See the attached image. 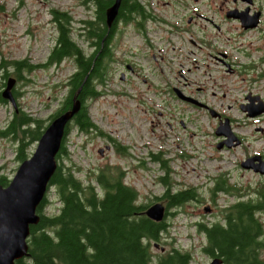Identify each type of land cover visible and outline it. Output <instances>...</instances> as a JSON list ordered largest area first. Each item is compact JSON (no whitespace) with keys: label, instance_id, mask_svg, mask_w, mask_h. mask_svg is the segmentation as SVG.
Wrapping results in <instances>:
<instances>
[{"label":"rangeland","instance_id":"1","mask_svg":"<svg viewBox=\"0 0 264 264\" xmlns=\"http://www.w3.org/2000/svg\"><path fill=\"white\" fill-rule=\"evenodd\" d=\"M193 1L196 11L181 10V2ZM140 2L157 19L168 21L166 18L175 14L179 20L169 19L176 21L173 33H165L161 24L145 22V36L150 38L151 46L143 54L145 45L134 27L135 18L117 23L111 43L113 59L103 80L95 85L101 94L87 100L92 122L110 138L73 127L65 138L68 154H61L57 163L82 180H93L101 167L122 166L127 172L125 183L138 191V202L145 205L162 195L167 185L171 193L194 190L197 198L170 209L175 213L165 217L168 228L150 249L171 253L174 248H181L192 254L191 264H210L212 258L202 251L206 236L196 223L224 224L226 209L249 198L256 203L264 190V174L240 165L248 156H264V111L251 117L239 107L249 102L248 94L257 95L255 104L264 105V2L254 0L253 7L260 9L262 17L260 25L251 29H243L237 20L225 16L227 9L243 6L241 2ZM53 9L72 16L71 39L89 56L94 47L81 28L95 16L91 1L0 0V62L26 59L31 64L46 63L57 45ZM121 29L125 36L115 46ZM219 56L230 63V68ZM74 69L73 58L64 57L57 65L22 71L26 81H17L9 88L20 91L14 99L16 110L8 97L7 100L0 96V129L12 120L14 112L20 111L47 126L50 116L69 94L64 84ZM4 70L11 74L13 66H4ZM1 80L0 76V83ZM175 90L207 104L211 110L184 102L176 97ZM226 118L241 142L217 148L222 135L216 130ZM226 130V126L220 127L219 132ZM112 139L128 146L130 156L115 152ZM19 140L12 135L0 137V175L12 178L21 163ZM106 144L110 149H105ZM36 145V140L31 139L24 146L26 158L32 156ZM100 148H104V154ZM152 155H158L160 160L154 162ZM224 177L228 190L215 192L216 182ZM49 199L59 205L52 192ZM53 211L57 212V208ZM45 212L51 213L50 206ZM254 216L264 225V209L255 211Z\"/></svg>","mask_w":264,"mask_h":264},{"label":"trees","instance_id":"2","mask_svg":"<svg viewBox=\"0 0 264 264\" xmlns=\"http://www.w3.org/2000/svg\"><path fill=\"white\" fill-rule=\"evenodd\" d=\"M88 1L95 6V16L86 21L81 30L94 47L89 56H85L71 39L69 24L73 21L72 16L67 11L53 9L51 14L57 23V45L51 50L47 62L39 65L31 64L26 59L2 62V67L13 66V73L5 71V79L13 76L19 80L23 76L22 71L47 68L51 64H59L64 57L73 58L75 72L66 83L69 94L49 121L70 109L74 99L80 101V107L65 126L56 159L61 154H68L65 151V137L73 126L81 132L94 131L110 138L92 122L87 112V99L101 94L95 85L103 80L107 65L113 59L111 43L117 32V23L120 20L127 22L145 13L138 0H121L117 16L108 26L106 10L115 0ZM71 122L73 124L70 126ZM45 127L42 121L33 119L23 111L14 112L12 120L0 129V137L12 135L20 139L18 157L23 161L26 159L24 146L31 139L37 141ZM112 141L117 152H124L123 147L114 139ZM153 159L160 160L158 156ZM166 181L163 178V182ZM8 182V177L1 174L0 185L6 186ZM49 186L47 195L37 207L39 220L29 227L28 254L14 264H148L151 242L166 232L168 221L167 218L155 221L144 214L147 205L138 202L139 193L124 183L123 174L116 165L99 168L93 180H82L57 163ZM221 190H228L226 177L214 186L215 192ZM50 192L59 205L56 207L57 212L46 213L45 209L52 204ZM260 195L256 203L249 198L226 209L224 224L220 221L198 222V230L207 237V244L202 251L209 256H223L226 264H264L256 260L254 252L248 250L252 236L258 230L254 213L264 209V190L260 191ZM197 196L192 189L171 193V187L167 185L165 192L155 200L164 203L166 216H171L174 212L170 209ZM173 251L164 259L165 264H182L181 260L185 257H193L190 252L178 248Z\"/></svg>","mask_w":264,"mask_h":264},{"label":"water","instance_id":"3","mask_svg":"<svg viewBox=\"0 0 264 264\" xmlns=\"http://www.w3.org/2000/svg\"><path fill=\"white\" fill-rule=\"evenodd\" d=\"M120 1L115 0L106 11L108 26L117 16ZM13 83L14 79L9 78L7 88L2 92V96L8 97L12 102L13 98L9 88ZM177 93L180 97L182 96L179 92ZM182 98L193 103L196 102L189 97L182 96ZM79 107L80 101L74 99L70 109L53 118L38 138L32 156L21 162L15 175L6 186L0 185V264H14L16 260L28 254L29 227L39 220L36 209L44 198L50 178L56 169V154L64 136L65 126ZM254 107L258 108L256 113L264 111V105ZM241 109L246 111L245 107H241ZM211 113L213 114V112ZM253 114L248 112V115ZM217 133L222 132L217 131ZM223 134H226L228 139L218 143L217 148L231 145L228 141L231 139L229 132L226 130ZM254 158L255 156H252L241 161V167L251 168L255 172L264 174V161L261 164H252L251 161ZM207 208L209 211V207ZM145 214L153 220H161L165 214V207L160 202H156L145 210ZM210 264H222V259L215 257Z\"/></svg>","mask_w":264,"mask_h":264},{"label":"flooded vegetation","instance_id":"4","mask_svg":"<svg viewBox=\"0 0 264 264\" xmlns=\"http://www.w3.org/2000/svg\"><path fill=\"white\" fill-rule=\"evenodd\" d=\"M262 1L264 2V0H262ZM232 2L235 5L238 2H241L243 4V6H241V7L234 6L230 10H226V14L237 19V21L240 23V26H242V28H246L247 26L256 28L257 26L260 25L262 14H261L260 9H256L253 7L254 0H232ZM183 8L187 9V6L183 5ZM170 18L179 20V18H176L175 14H171L169 16V18L167 17L166 19L168 21H165L162 19H157V17L154 15L153 12L147 11V15L146 16L139 15L138 18L136 19V22L138 25L142 22V20H145V22L153 21L154 23L161 24L165 28L164 29L165 33L172 34L173 33V26L171 25V22L169 21ZM263 36H264V34H263ZM3 68L4 67L0 66V76L2 77V80L0 83L1 90L5 87V70H2ZM249 95H251V94H248V96H247V99L249 100V102L242 104L243 106L250 104V102L253 103V100H257V97L250 98ZM239 107H241V104L239 105ZM248 107H249V105H247V107H245V108H248ZM206 108L209 109L207 106H206ZM229 134H230L231 139H229L228 141L236 139V137L232 133H230V130H229ZM223 139H224V137L221 138L222 141H223ZM262 157H255L254 160L251 161V163L257 164L260 160L264 159V156H262ZM120 168H121V170H123L122 167H120ZM255 221H256L255 225L258 226V230L256 231L255 235L252 236V241H251L250 245L248 246V250L252 251V253L253 252L255 253V258L257 261L264 262V254H263V256L261 255V251H264V225H262L258 220H255ZM214 222H212V223H214ZM153 244H154V242H153ZM153 244H152V248H153ZM206 244H207V237H206ZM159 248H161V246H159L157 249H159ZM172 253L173 252L169 253L166 251H161L160 249H159L158 253H155L154 251H152L150 253L151 257H150L148 264H165L166 261L164 259L166 257H168L169 255H171ZM216 254H219V253L216 251ZM210 257L211 258L219 257L222 259L223 264H226L224 262V259H223L224 257L221 255L220 256L215 255V256H210ZM191 262H192V258H190L189 256H187L183 260H181L182 264H191Z\"/></svg>","mask_w":264,"mask_h":264},{"label":"bare ground","instance_id":"5","mask_svg":"<svg viewBox=\"0 0 264 264\" xmlns=\"http://www.w3.org/2000/svg\"><path fill=\"white\" fill-rule=\"evenodd\" d=\"M250 106L247 108L248 112H252V113H254L253 115H256L257 114L256 109L254 108V106H252V107H250Z\"/></svg>","mask_w":264,"mask_h":264}]
</instances>
